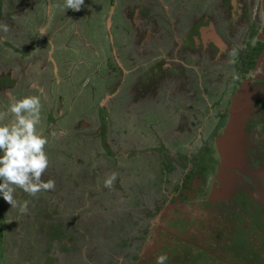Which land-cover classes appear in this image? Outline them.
<instances>
[{"label": "rangeland", "instance_id": "1", "mask_svg": "<svg viewBox=\"0 0 264 264\" xmlns=\"http://www.w3.org/2000/svg\"><path fill=\"white\" fill-rule=\"evenodd\" d=\"M2 3L14 19L0 23V111L40 98L42 179L55 189L38 200L17 187L16 207L0 195V264H264V63L250 40L264 29L260 0ZM243 96L249 132L235 124Z\"/></svg>", "mask_w": 264, "mask_h": 264}, {"label": "clouds", "instance_id": "2", "mask_svg": "<svg viewBox=\"0 0 264 264\" xmlns=\"http://www.w3.org/2000/svg\"><path fill=\"white\" fill-rule=\"evenodd\" d=\"M83 3L84 0H64L63 7L80 11ZM0 30L8 32L9 27L0 24ZM40 111L41 101L37 96L12 97L7 110L0 111V122L12 117L8 123H0V195L12 207L17 206L13 196L17 187L33 197L41 191L55 189L53 179H42L49 158L45 152L48 140L37 130ZM229 126L224 133L230 135L232 124ZM116 178L117 174L111 173L105 178L104 187L111 189ZM27 204L25 201L19 205L21 213L27 212ZM167 260L166 255H160L155 257V264H166Z\"/></svg>", "mask_w": 264, "mask_h": 264}, {"label": "trees", "instance_id": "3", "mask_svg": "<svg viewBox=\"0 0 264 264\" xmlns=\"http://www.w3.org/2000/svg\"><path fill=\"white\" fill-rule=\"evenodd\" d=\"M2 7H3V3H2V0H0V23H1V20H3V19H6V17L8 18V20H12V19H14V17H13V13L12 12H10V13H8V14H6V15H4L3 14V10H2ZM221 15V14H220ZM6 16V17H5ZM146 16H148V15H146ZM221 17H222V15H221ZM147 18V17H146ZM225 17L223 16V19H224ZM220 23H221V21H220ZM252 53H254V52H252ZM238 61H244L248 66L252 63V57H251V55L249 54H247L246 56H245V59L244 60H242V59H239ZM247 66V67H248ZM103 70H104V68H102ZM107 69V68H106ZM102 70V71H103ZM117 70V68L116 67H114L113 69H112V67H110L109 69H108V72H109V75H108V79H104L106 82L108 81V83L109 84H111V83H113V81H114V78H115V76L114 75H112V72H115ZM121 73L123 74V72L121 71ZM154 74H157V72H154V73H150V72H148V74H144V75H142L141 77L142 78H144V79H142V78H138V79H140L141 81H143V83H141V86L142 85H145L144 87H146L147 85H149V84H151V82H150V80H151V76H154ZM122 78H123V76H121ZM121 78V79H122ZM110 79H111V81H110ZM120 79V80H121ZM113 80V81H112ZM5 81H7V82H9L8 81V79L5 77V76H1L0 75V86L1 87H3L4 85H5ZM145 81V82H144ZM116 82V81H115ZM126 82H127V80H126ZM120 83H121V81L119 82L118 81V85H120ZM135 84H137V83H135ZM152 84H156V82H153ZM20 89V88H19ZM113 90V88H111V91ZM112 92H114V91H112ZM103 103V104H102ZM102 103H101V106H99L98 105V107H97V109H96V111H98L97 112V115H99V116H101V114L105 111V98L104 99H102ZM185 105V103H180L179 104V106H181V105ZM227 125H228V121H227ZM257 128H258V126H257ZM58 131H60V130H58ZM61 132H63V131H60V133ZM103 134H104V132H103ZM102 137H103V135H101ZM250 139H251V137H250ZM254 139H257V136H255V137H253V140H250L249 141V143H248V150H250V153L251 154H254L255 155V157H256V154L258 153L259 154V152L258 151H256L257 150V144H256V142H254ZM65 140H68V139H65ZM211 145H212V147H213V150H212V152H213V154H212V156H213V160H217V159H219L218 157H221V156H219L218 155V153H219V151H217L216 150V148H215V142H214V139L211 141ZM249 147H251V149L249 148ZM261 155V154H260ZM222 158V157H221ZM224 159V158H223ZM206 161V160H205ZM224 161L226 162V160L224 159ZM214 166V165H213ZM224 168V167H223ZM216 169H217V167H215L214 166V171H213V173H216L217 171H216ZM206 190V187L204 188V191ZM36 199H38V200H40V198H39V194H37L36 195ZM260 202L259 201H257V199H256V201H253L251 204H247V202L245 201L244 202V206H245V209H246V207L247 208H249V210L248 211H251V212H254V210L256 209V208H260L261 207V203L259 204ZM241 210V209H240ZM242 211L244 212V210L242 209ZM250 212V213H251ZM247 213V212H246ZM190 216V218H191V221H192V218H193V214L192 215H189ZM196 217H197V219H199V214H197L196 215ZM227 221H229V220H227ZM250 222V219L248 218L247 220H246V225H247V222ZM224 225V224H223ZM248 227H250V229H251V231L250 232H248V235L249 236H251V232L253 231V228L250 226V225H247ZM218 233V232H217ZM7 236V235H6ZM149 237H146V240L148 239ZM176 239H180V240H183V241H187V239H186V237H179V238H176ZM122 240V241H121ZM120 241L121 242H124V243H126V241L124 240V239H121ZM175 248H179L178 246H176Z\"/></svg>", "mask_w": 264, "mask_h": 264}, {"label": "flooded vegetation", "instance_id": "4", "mask_svg": "<svg viewBox=\"0 0 264 264\" xmlns=\"http://www.w3.org/2000/svg\"><path fill=\"white\" fill-rule=\"evenodd\" d=\"M258 8H259V10H260V13L262 14L260 17H259V19H260V21H263L264 22V0H260V3H259V6H258ZM259 12V11H258ZM254 16H256L257 17V14L255 15L254 14ZM251 17L249 16L248 17V19H250ZM252 18H254V17H252ZM251 20V19H250ZM215 34V33H214ZM217 36V35H216ZM250 40L252 41V44H251V46H253V45H257V46H259L261 49H260V52H259V54L258 55H255V57H254V59L255 60H257V57L258 56H261L262 55V58H263V60L262 61H260V62H263L264 63V29H262L261 31H259L257 34H255V35H252L251 37H250ZM253 54H255V53H253ZM255 64V61H253L252 60V63L248 66V69H250L253 65ZM264 72V71H263ZM257 76H256V79H254V78H251V80H253V81H255V82H259L261 79H258V74H256ZM239 92V91H238ZM249 95H251V93H249ZM242 100H241V104H242V106H243V109H242V114H241V116H240V118H239V120H240V122H239V120H238V122H235V124H237V129H238V127L240 126H242V127H246V130H247V132H249V126H250V128H251V123H252V120H251V118L249 119V117L251 116L252 117V115H251V112H252V102H251V98H253V97H247V98H245L244 96L243 97H240ZM246 112H249V114L250 115H248L247 116V114H246ZM247 118V119H246ZM256 124V126L258 125V123H255ZM239 130V129H238ZM239 132H240V130H239ZM234 136V135H233ZM249 136V139H250V137H251V135H248ZM236 137V136H235ZM240 135L238 136V139L240 140ZM262 199H264V198H262ZM263 205H264V200H263ZM262 205V206H263ZM261 206V207H262ZM177 235V237L176 238H179V235L178 234H176ZM186 237V236H185Z\"/></svg>", "mask_w": 264, "mask_h": 264}]
</instances>
